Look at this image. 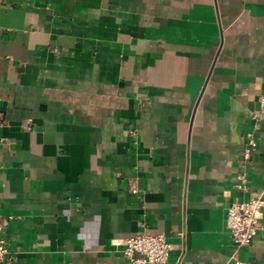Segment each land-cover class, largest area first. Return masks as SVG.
Returning a JSON list of instances; mask_svg holds the SVG:
<instances>
[{
  "label": "crops",
  "instance_id": "1",
  "mask_svg": "<svg viewBox=\"0 0 264 264\" xmlns=\"http://www.w3.org/2000/svg\"><path fill=\"white\" fill-rule=\"evenodd\" d=\"M263 95L264 0H0L8 264H130L144 230L165 264H264V214L240 248L226 223L264 198Z\"/></svg>",
  "mask_w": 264,
  "mask_h": 264
},
{
  "label": "built area",
  "instance_id": "2",
  "mask_svg": "<svg viewBox=\"0 0 264 264\" xmlns=\"http://www.w3.org/2000/svg\"><path fill=\"white\" fill-rule=\"evenodd\" d=\"M260 105L264 111V95L260 97ZM257 148L254 139L249 140L245 157L250 158ZM247 183L245 175L239 177L237 187L244 188ZM137 192V190H134ZM264 214V198L253 196L247 201H234L227 210V227L236 248L250 245L258 234L260 220ZM124 254L130 264H165L173 249L163 233L151 234L146 230L138 232L123 240ZM10 251L3 236V223L0 215V262H10ZM236 264H240L239 261Z\"/></svg>",
  "mask_w": 264,
  "mask_h": 264
}]
</instances>
